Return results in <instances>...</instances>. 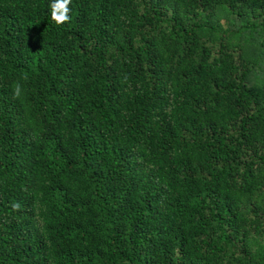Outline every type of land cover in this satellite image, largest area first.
<instances>
[{"label":"trees","instance_id":"trees-1","mask_svg":"<svg viewBox=\"0 0 264 264\" xmlns=\"http://www.w3.org/2000/svg\"><path fill=\"white\" fill-rule=\"evenodd\" d=\"M52 2L0 0V264H264V0Z\"/></svg>","mask_w":264,"mask_h":264},{"label":"clouds","instance_id":"clouds-1","mask_svg":"<svg viewBox=\"0 0 264 264\" xmlns=\"http://www.w3.org/2000/svg\"><path fill=\"white\" fill-rule=\"evenodd\" d=\"M72 0H53L50 4V16L51 20L57 24H65L70 20L69 16V4H71ZM14 96H18L20 94L19 85L14 89ZM18 207V205H16Z\"/></svg>","mask_w":264,"mask_h":264}]
</instances>
